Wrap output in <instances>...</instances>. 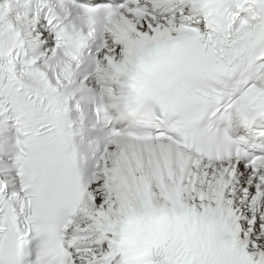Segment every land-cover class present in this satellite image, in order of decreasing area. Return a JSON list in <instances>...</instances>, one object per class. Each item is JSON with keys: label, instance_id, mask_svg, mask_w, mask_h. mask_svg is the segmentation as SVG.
<instances>
[{"label": "snow or ice", "instance_id": "6c2138e0", "mask_svg": "<svg viewBox=\"0 0 264 264\" xmlns=\"http://www.w3.org/2000/svg\"><path fill=\"white\" fill-rule=\"evenodd\" d=\"M0 264H264V0H0Z\"/></svg>", "mask_w": 264, "mask_h": 264}]
</instances>
